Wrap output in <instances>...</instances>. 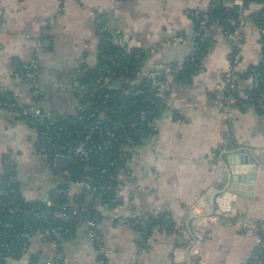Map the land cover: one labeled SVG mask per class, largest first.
<instances>
[{
    "label": "crops",
    "instance_id": "obj_1",
    "mask_svg": "<svg viewBox=\"0 0 264 264\" xmlns=\"http://www.w3.org/2000/svg\"><path fill=\"white\" fill-rule=\"evenodd\" d=\"M214 0H0V91L19 107L39 106L61 118L84 110L82 68L99 63L105 41L135 50L138 80L159 82L163 109L153 131L131 148L119 171L116 202L96 203V230L109 250L105 264H185L173 251L199 239L197 264H250L264 226V113L255 106H231L220 90L232 60L237 90L253 85L250 71L264 67V45L251 17L264 0H227L236 7L237 36L211 25L201 33L203 53L187 80L177 76L195 47L194 8ZM37 67L35 93L22 68ZM246 75L248 77H246ZM246 77V78H245ZM38 98V99H37ZM27 201H45L65 186L63 175L37 153L34 129L0 111V179L4 164ZM231 173V174H230ZM230 175L251 178L227 189L230 211L198 229L188 213L196 202L220 198ZM84 222L62 253L78 264H93L97 249ZM53 251L32 239L13 264H28Z\"/></svg>",
    "mask_w": 264,
    "mask_h": 264
},
{
    "label": "built area",
    "instance_id": "obj_2",
    "mask_svg": "<svg viewBox=\"0 0 264 264\" xmlns=\"http://www.w3.org/2000/svg\"><path fill=\"white\" fill-rule=\"evenodd\" d=\"M190 16L195 20L197 24V33L195 34V39L201 40V33L211 25L219 26L224 34L230 38L234 39L237 36V31L235 29V22L233 20H229V24L234 26L233 29H229L228 26L224 24H220L217 19L211 20L209 14L207 12V8H194L190 11ZM239 20V19H238ZM263 45H264V28H260ZM203 53V49L201 46H196L193 49V52L190 56V60H194V56L196 54L201 55ZM110 59V58H108ZM235 60H232L229 67L226 69L223 74V81L221 83L220 90L223 92L224 96L227 99V107L224 108L225 113H230L231 106L238 105L241 107L255 106L256 108L263 110L264 109V91L259 94V96L255 99V103H251L250 94L247 92H238L237 90V81L238 76L234 71ZM25 69V80L29 83L30 87L35 90V93H38L37 84H36V75H37V67L35 64H30L28 66L23 67ZM86 68H82L77 73V78L80 80L85 76ZM250 77L253 81L257 80L261 73H264V67L254 68L250 72ZM149 80V79H143ZM143 80H134L131 83L129 88H124L123 94L129 95L132 97H138L140 95H146L147 92L145 89L139 88L138 85ZM106 87L112 88L115 87L118 89L121 86V82L117 78H105L104 79ZM81 83V82H80ZM254 83V82H253ZM82 85V84H81ZM83 86V85H82ZM151 89L153 92H156L154 98L147 97L146 103L143 105L144 109L140 110L138 113V122H129L128 128L133 134L136 135V138L133 136H125L123 138H119L117 133V126H112L111 128H101L98 125L94 126H84V128L88 129V132L84 134L81 142L63 144L61 141H57L54 137L47 135L44 131L35 127L36 122L38 120H43L44 125H46L47 130L50 129H60V124L58 122V118L49 110H41L36 107H19L14 102H2L0 103V111H2L6 116L10 118L19 119L30 125L36 134V148L37 153L43 157L47 162L54 167V159L59 156H66L71 159L70 169L68 171H60L65 180V186L58 189L55 195H66L72 196L77 191L89 189L91 187V182H94V188L100 190L103 193L115 191L119 187V171L112 172L108 168L100 169L99 173L96 175V181H89V176H85L83 179L72 181L71 179V166L75 160L85 161L93 158L92 151H101L106 150L110 145L116 146V153L120 160H125L127 154L137 143H139L143 138H145L151 131H153L152 121L155 119L157 114L163 109V98L161 88L159 86V82L156 80L152 81ZM86 93V91H85ZM84 110L79 114L74 116L76 119H81L83 117V113L90 106L89 99L84 97ZM149 104L151 107L149 108ZM98 111V116L101 120L105 119L104 114L101 110ZM150 118V130L144 129L143 124L147 121V118ZM59 117V116H58ZM100 124V122H97ZM95 130H99L104 133V136L107 140L103 141L101 144L93 145L91 148H88V142L91 139V135ZM128 131L127 133H129ZM114 161L109 162V166L113 165ZM4 175L6 179L3 181L4 186L0 187V209L6 210L9 214H19L23 217H38V216H54L60 218L62 220H69L76 214V210L66 211L65 206L59 208V205L54 204L50 197L43 201L45 206L49 209L46 211H39V207L34 204H29L28 206H22L21 202L17 200V190L14 186L12 176L13 169L8 162L4 164ZM58 170V169H57ZM117 181V187L112 189V182ZM109 197L110 194H107ZM106 198L110 201V203L116 202L115 192L112 197ZM24 203H32L30 201L22 198ZM59 208V209H58ZM208 211V206L206 202H196L195 204L188 207V213L193 219V224L196 228L200 229L203 226H206L208 223L213 222L217 215L213 214L211 216L201 215L204 212ZM88 232L87 236L89 241L94 244L97 249V257L94 260L93 264H105V257L109 254V250L102 246L101 238L96 230V220L89 219L85 222ZM0 228H6L8 230H12V224L0 222ZM22 232L15 235V239L17 244L19 245V249L16 251H11L7 248L5 242H0V264H13L14 261L21 258V256L28 250L32 239L37 238L40 242L49 243L53 248L48 254H44L38 257L32 258L28 264H78L77 262L71 261L68 259L66 255L62 253L61 246L63 244V240L60 235L64 230L61 226H51L47 225L40 229H31L27 225H22ZM26 231H23V230ZM260 231H263V238L259 240V247H264V226ZM33 232V233H31ZM50 240V241H49ZM199 239H194L192 244L185 248L183 246L177 247L173 251V255L177 258H182L186 260L185 264H197V256L199 252ZM260 251L252 257V261L250 264H264V256H261ZM5 256V257H4ZM18 256L17 259L13 257Z\"/></svg>",
    "mask_w": 264,
    "mask_h": 264
},
{
    "label": "trees",
    "instance_id": "obj_3",
    "mask_svg": "<svg viewBox=\"0 0 264 264\" xmlns=\"http://www.w3.org/2000/svg\"><path fill=\"white\" fill-rule=\"evenodd\" d=\"M229 1V0H228ZM253 2H260L261 0H248ZM207 12L211 20L217 19L220 24L228 26L229 29H233L236 25L239 15L236 10V7L229 6L227 0H214L208 7ZM252 21L258 27L264 28V10L254 14L251 17ZM229 20L235 22L234 26H231ZM196 46H201V49L204 48V44L201 40L196 39ZM199 54L194 56V60L190 59L185 62L181 72L177 78L179 80H187L192 73L197 69L199 63ZM110 58V59H108ZM140 56L135 50H128L122 46L111 43L110 41L103 42L102 53L99 60V63L94 67L86 68L85 76L80 79L81 84L84 86L86 93L83 97H87L90 101V106L83 113L81 119H76L75 117L61 118L58 117V122L60 124V129H50L47 130L46 125H44L43 120H38L36 122V128L38 131L42 130L47 135L54 137L57 141H61L63 144L77 143L81 142L84 134L88 132L87 128L84 126H94L98 125L101 128H111L112 126H117L116 135L119 138L125 136H133L136 138V135L128 128L129 122H138V113L140 110L144 109V104L146 103V98H154L156 92H153L151 89L152 80H143L138 87L145 89L147 92L146 95H140L138 97H132L129 95L123 94L124 88H129L131 83L137 79V75L140 69ZM29 65V64H28ZM26 65V66H28ZM23 74L25 69L22 68ZM37 77V76H36ZM117 78L120 80L121 86L116 89L112 87H106L105 78ZM246 77H248L246 75ZM245 77V78H246ZM25 80V76H24ZM26 81V80H25ZM27 82V81H26ZM264 91V73H261V76L254 81L253 85L244 92L250 94L251 103H255V99L259 96L261 92ZM38 99V98H37ZM14 102L18 105V101L10 93L0 91V103L2 102ZM34 107V106H32ZM41 110H45L39 106H35ZM151 105L149 104V108ZM104 114L105 119L101 120L98 116V111ZM257 110L261 113H264V109ZM149 116L147 121L143 124V128L150 130ZM100 122V124H97ZM130 131L129 133H127ZM107 140L103 132L95 130L91 135V139L88 142V148H91L93 145L101 144L103 141ZM93 158L85 161L75 160L71 166V179L72 181H77L83 179L85 176H89V181H96V175L99 173L100 169L108 168L112 172H118L123 168L124 161L118 158L116 153V146L110 145L106 150L101 151H92ZM114 161L113 165H108L109 162ZM3 177L0 179V187L4 186ZM94 182H91V187L89 189H84L77 191L72 196L66 195H50V199L54 204L59 205L61 208L65 206L66 211L76 210V214L69 220H62L54 216H38V217H23L19 214H9L6 210L0 209V222H5L12 224V230L6 228H0V242H5L6 246L11 251H16L19 249V243L17 244L15 235L22 232V225H27L31 229H40L47 225L51 226H61L64 230L61 232V239L67 240L72 238L77 224L80 222H86L89 219H98V214L95 210L96 203H101L107 206H110L111 203L106 198L107 194H110L109 197L114 195L115 191L103 193L100 190L94 188ZM118 182L115 180L112 182V189L117 187ZM17 190V189H16ZM108 197V198H109ZM17 200L21 202L22 206H28L29 204H34L39 207V211H46L47 208L45 204L41 201H34L32 203H24L19 192H17ZM58 208V209H59ZM23 231H26L25 229ZM33 233V232H31ZM260 239L263 238V231H259ZM50 241V240H49ZM260 251V255L264 256V247H257ZM62 249V248H61ZM5 257V256H4ZM18 256L13 257L17 259ZM264 259V257H263ZM252 261V258H251ZM251 263V262H250Z\"/></svg>",
    "mask_w": 264,
    "mask_h": 264
},
{
    "label": "water",
    "instance_id": "obj_4",
    "mask_svg": "<svg viewBox=\"0 0 264 264\" xmlns=\"http://www.w3.org/2000/svg\"><path fill=\"white\" fill-rule=\"evenodd\" d=\"M71 159L66 156H59L54 159V168L60 170V171H68L70 169ZM231 174V173H230ZM251 178H238L233 177L230 175V183L227 184L225 189L222 192H219L218 195H220V198L215 197V194L211 197L210 200V207L209 212L205 214V216H211L214 214L215 210H219L221 212H228L230 211V207H224L222 206L225 200L233 201V197L235 196L232 192H229L227 189L229 188H236V183H246L251 181Z\"/></svg>",
    "mask_w": 264,
    "mask_h": 264
}]
</instances>
